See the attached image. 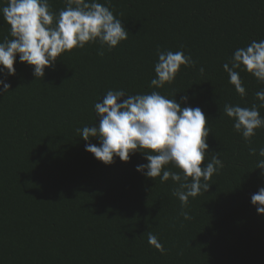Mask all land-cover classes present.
I'll list each match as a JSON object with an SVG mask.
<instances>
[{
  "label": "trees",
  "instance_id": "16d2710c",
  "mask_svg": "<svg viewBox=\"0 0 264 264\" xmlns=\"http://www.w3.org/2000/svg\"><path fill=\"white\" fill-rule=\"evenodd\" d=\"M50 4L57 13L65 7L63 0ZM108 6L129 32L126 41L111 51L105 46L102 57L99 43L64 53L43 79L17 56L11 89L0 94V264H264V214L251 203L264 187V170L249 151L264 147V129L249 144L223 114L225 104L259 103L255 93L264 84L241 72L247 92L241 98L223 64L237 48L264 40V0H111ZM9 33L0 14V42ZM158 46L182 50L197 64L153 89ZM109 89L156 90L178 102L187 95L182 107L204 112L211 129L204 163L219 153L223 167L207 192L190 198L184 210L191 220L180 215L171 179L161 183L136 170L148 163L143 153L106 165L85 150L89 141L76 129L98 123L94 104ZM149 232L163 253L148 243Z\"/></svg>",
  "mask_w": 264,
  "mask_h": 264
},
{
  "label": "clouds",
  "instance_id": "9594fccd",
  "mask_svg": "<svg viewBox=\"0 0 264 264\" xmlns=\"http://www.w3.org/2000/svg\"><path fill=\"white\" fill-rule=\"evenodd\" d=\"M65 7L58 13L52 10L50 0H6L0 7V14L10 26V39L0 42V94L8 93L11 84L9 76L16 75L15 63L33 66L36 79L45 77V69L55 65L57 58L73 49H84L88 43H99V56L126 41L129 32L122 20L114 15L108 5L111 0H63ZM183 47V46H181ZM157 62L154 65L155 77L150 81L153 89H162L172 83L181 67H195L197 61L184 51L173 52L169 49H156ZM229 83L241 98L247 95L241 72H247L264 84V40H253L245 47L237 48L228 62L223 64ZM204 74L203 66L198 69ZM176 97V96H175ZM175 97L167 98L161 92L130 94L124 89H109L102 101L94 104L98 123L82 129L77 134L89 141L85 150L106 165L116 157L128 162L130 154L141 152L148 163L137 165L136 170L147 178L160 182L169 179L176 184L172 195L181 202L180 215L191 220L187 208L190 198L207 192L209 181L223 167L219 153L211 154L205 164L209 144L207 138L211 129L200 107L183 106L189 101L187 95L178 102ZM259 103L250 107L240 104H225L223 114L233 120V129L245 142L264 129V89L255 93ZM96 138L99 146L90 141ZM250 154L260 158L256 169L264 170V147L249 149ZM179 169L171 171L168 167ZM203 165V167H202ZM264 175V172H262ZM251 203L258 214H264V187L251 196ZM148 243L161 253L165 251L158 237L148 233Z\"/></svg>",
  "mask_w": 264,
  "mask_h": 264
}]
</instances>
